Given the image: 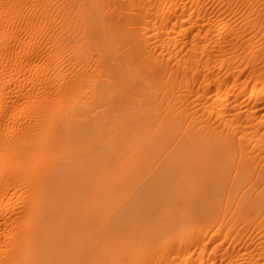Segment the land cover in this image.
<instances>
[{
  "label": "bare ground",
  "instance_id": "obj_1",
  "mask_svg": "<svg viewBox=\"0 0 264 264\" xmlns=\"http://www.w3.org/2000/svg\"><path fill=\"white\" fill-rule=\"evenodd\" d=\"M208 4L0 0V264L264 259V117L240 122L264 107V81L240 86L264 69V28L262 47L254 28L230 36ZM202 174L224 203L176 215L162 185Z\"/></svg>",
  "mask_w": 264,
  "mask_h": 264
},
{
  "label": "rangeland",
  "instance_id": "obj_2",
  "mask_svg": "<svg viewBox=\"0 0 264 264\" xmlns=\"http://www.w3.org/2000/svg\"><path fill=\"white\" fill-rule=\"evenodd\" d=\"M163 1H165V0H163ZM199 1H205L206 3L209 2L208 6H209V11L211 13L212 23L213 24L214 23H220L222 25V28H224V26H226L225 28H227L230 31V36H232L234 34V32L238 29H245V30L247 29V32H248V31L253 30V28H254V33H256L254 35L255 44H260V45H258L259 47H262L264 45V43H263V45H261L262 43L259 40L261 35H262V31L260 30V27L264 28V17L259 18L257 20V17H256L257 13L255 12L256 10L258 11L260 9H264V0H229V1L228 0H199ZM199 1L196 0V4ZM237 1H239V3H240V8L237 10L234 18L231 19V17H233L234 13L230 14L231 7H232L230 5L232 4L234 6L237 3ZM225 11H227V12H225ZM260 11H262V10H260ZM223 12H225V13L223 15H221V13H223ZM248 19H249V22L246 24L245 22ZM225 20H226V22L222 23ZM254 24H255V27H254ZM256 47H255V49L258 48V47L257 48ZM186 49L188 50L189 48L187 47ZM258 49H260V48H258ZM240 66L243 68L245 66V63L238 65V67H239L238 69H241ZM258 66H261V64ZM245 73L246 74L248 73L247 75H249L248 71H246ZM246 74L241 76L240 86H243L247 80L250 82V84H254V83L260 84L262 81H264V69L263 70L259 69L254 76H249V78L248 77L246 78V76H247ZM257 76H260L259 79H256ZM203 82H211L213 90L208 91V95L214 94L215 93L214 89H216L215 81H213L211 78H209V79H205ZM224 82H226V83L232 82V77L230 79L228 78V79L224 80ZM199 84H200V81L195 83L194 88L196 90L198 89ZM238 90L239 89H237L236 92H238ZM200 92H203V90H201ZM245 92H247V91H245ZM245 92L243 94H241L240 97H237L236 94H234L233 92H230L229 89L224 86L221 88L219 95L220 96H228L231 99H235L236 102H240L241 105H243L244 103L246 104L248 102V100L246 99L247 94ZM245 101H247V102H245ZM263 111H264V107L262 109H259L253 115V117L252 116L249 117L248 114H245V116L242 117L240 122L241 123L245 122L248 126L256 125V127H258L257 125H259V120L262 118V116L264 117ZM261 128H262V131L264 132V126H262ZM236 156L237 155L234 154V155H232V158H235ZM190 160H191V158H185L184 159L185 162H189ZM218 162L219 161L217 159H215L213 164L212 163L211 164L209 163V165L206 164L208 166L212 165V166H210V169H212L211 167H213V165L215 167H217L215 169V171L213 170V171H209V172H214L215 174H218L221 171H223V172L226 171V166L223 165L224 163L221 164ZM214 163H217V165H219V164L220 165L216 166ZM206 165L204 166L203 171H201V173H203V174H207V173L209 174L208 166H206ZM204 172H207V173H204ZM215 174L212 173V176ZM209 175H211V174H209ZM205 176L208 179L212 178V176L208 177L207 175H203V177L200 178L201 177V175H200V177H197V178H199L200 179L199 181H202L203 184L201 182L200 183L198 182L199 184L198 183H197V185L194 184L196 186H193L192 184H188V185H181V186L175 188L173 186V181L167 183L166 185H162L164 187L162 189H160V188L159 189L162 191L163 195H165L164 197L166 198V200L164 201V204H168L170 207H174L173 211H177L176 215H185L186 214L192 218L196 217V216L198 217L201 214H205L208 212V210H215V209H213V207L216 208V206L222 205L224 203L225 199L223 196L215 195L216 192H213L211 190V188H215V187H212L211 185L215 184V182H217V181H215V182L213 180L207 181L208 179L204 178ZM219 176H221V175H219ZM203 178H204V181H203ZM214 179H216V177ZM223 179H225L224 175H223ZM197 181L195 180V182H197ZM206 181H207V183H205ZM222 181L224 183L225 180H222ZM218 182H220V181H218ZM208 184H211V185H208ZM208 187H211V188H208ZM219 187H221V186H219ZM261 188L262 187H259V190ZM259 190H257V192ZM157 191H154L153 193H156ZM217 192H218V190H217ZM256 193H254V194H256ZM219 194H222V193H219ZM9 197L10 196L5 197L3 202H8V200L10 201L13 199V198H9ZM178 197L185 198L184 199L185 202L183 204L176 205L175 200L178 199ZM150 199L151 198H149V196H148V200H150ZM190 213H192V215L193 214L194 215L192 216ZM9 215H12V214L10 213ZM169 216H171V214H169ZM11 224L12 225L10 226V229L13 231L14 225H13V223H11ZM2 225H4L3 222L0 226V229H1L0 231H2L3 230L2 228H4ZM239 228H240V226H239ZM263 234L264 233H262V236H263ZM261 239L263 240L264 236ZM205 240H203L202 242H207V240H209L208 237ZM221 240H222V236L217 239L216 243L220 242ZM9 241H10L9 239L6 242L1 241L0 244H2V243L8 244ZM213 244H215V242ZM227 245H228V241L224 242L222 250L219 252L220 255L222 254V252L225 249V246H227ZM259 262L260 263H258V264H262V263L264 264V259L263 258L260 259ZM246 264H248V263H246Z\"/></svg>",
  "mask_w": 264,
  "mask_h": 264
}]
</instances>
